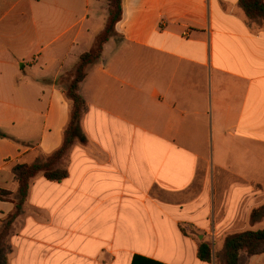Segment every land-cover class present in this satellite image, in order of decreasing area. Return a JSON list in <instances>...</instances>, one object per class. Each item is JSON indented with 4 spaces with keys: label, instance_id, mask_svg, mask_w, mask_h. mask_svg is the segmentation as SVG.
I'll use <instances>...</instances> for the list:
<instances>
[{
    "label": "crops",
    "instance_id": "crops-1",
    "mask_svg": "<svg viewBox=\"0 0 264 264\" xmlns=\"http://www.w3.org/2000/svg\"><path fill=\"white\" fill-rule=\"evenodd\" d=\"M122 6L81 84L89 143L71 149L65 181L32 182L28 203L50 217L26 220L11 264H210L183 227L215 246L264 229L251 222L264 206V21L239 0ZM108 18L109 0H0V172L61 147L64 85ZM13 211L0 201V221Z\"/></svg>",
    "mask_w": 264,
    "mask_h": 264
},
{
    "label": "trees",
    "instance_id": "trees-1",
    "mask_svg": "<svg viewBox=\"0 0 264 264\" xmlns=\"http://www.w3.org/2000/svg\"><path fill=\"white\" fill-rule=\"evenodd\" d=\"M123 0H109V18L105 30L97 36L91 50L80 57L74 68L65 97L71 103L69 123L64 130L63 142L59 149L47 155L45 160L38 159L34 163H15L11 171L15 176L17 190L11 192L0 188V201L14 205V211L0 221V264H8L6 252L8 251L4 238L12 229L15 221L23 214L28 201L31 184L43 175L50 182L62 183L69 177L67 169L58 167L59 163L69 154L75 144L86 146L89 140L81 127L84 115L88 111L87 102L81 95V84L89 75L90 70L100 61L104 46L115 36L116 25L123 18ZM241 8L251 20L264 21V0H239ZM5 138V135H1ZM264 220V206L255 209L251 214V222ZM184 232V231H183ZM264 254V229L246 231L228 235L224 240V264H248L251 257ZM138 257H134V261ZM198 258L202 262L217 264V255L210 242H200ZM133 261V263H134Z\"/></svg>",
    "mask_w": 264,
    "mask_h": 264
},
{
    "label": "rangeland",
    "instance_id": "rangeland-1",
    "mask_svg": "<svg viewBox=\"0 0 264 264\" xmlns=\"http://www.w3.org/2000/svg\"><path fill=\"white\" fill-rule=\"evenodd\" d=\"M68 83H69V79H68V81L66 83L67 85H64L65 86V91L67 89ZM26 115H27L26 117L28 118L29 114H28L27 111H26ZM33 121H34V119H33ZM23 128H24L23 125H21L20 127H16V131L17 132L21 131V133H22L23 132ZM70 152H71V150H70ZM34 155L36 157H39L38 159H40V160H45L46 157H47V155L42 154L39 149H35ZM68 155L59 163V165H58L59 168L66 169V164H67L66 160H67ZM36 161L37 160H35L34 162H36ZM34 162H32V163H34ZM11 167H12V165L6 171L0 172V183L6 182V183H8L9 187L12 186V185H14V186L16 185V190H17V184H16L15 176H14V174L11 171ZM28 200H29V198H28ZM64 212L71 213L70 210L69 211L64 210ZM49 217H50L49 216V212H47L45 209H43V208L41 209L38 206L30 205L28 203V201H27V203L25 205V208H24L23 214L15 221V223L12 226V229L10 230V232L6 235V237L3 240L4 243L6 244V247L8 248L7 249L8 251L6 252L8 264H11L10 260H11V258L13 257V255L15 253V245L13 243L14 238L16 236L20 235L25 230L26 220L28 218H33V219H35V221L37 223H47L48 220H49ZM182 230L187 235L189 233H191L192 234V238L195 241V243H200V242L207 241V238H204V237L200 236L201 232L197 231L192 226H187L186 225V227L185 228L183 227ZM212 245H213L214 251H215V253L217 255V264H224V257H223L224 244H222L220 246V244L218 242L217 246H215L214 244H212Z\"/></svg>",
    "mask_w": 264,
    "mask_h": 264
}]
</instances>
